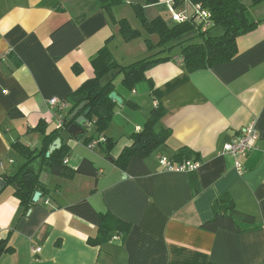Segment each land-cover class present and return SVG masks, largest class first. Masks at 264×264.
<instances>
[{"label":"crops","instance_id":"crops-1","mask_svg":"<svg viewBox=\"0 0 264 264\" xmlns=\"http://www.w3.org/2000/svg\"><path fill=\"white\" fill-rule=\"evenodd\" d=\"M95 1L0 0V161L7 178L26 163L13 144L20 141L31 151H41L57 125L50 101H65L94 78L92 60L101 49L109 48L122 66L158 52L148 50L147 34L132 21V4L140 0H125L114 10L116 19L129 20L143 33L129 43L106 13L90 10ZM170 1L147 6V19L162 17L158 6L164 3L168 11ZM253 16L262 24L238 39V53L229 61L188 72L178 49L170 54L176 59L155 66L133 89L123 84V74L116 76L113 84L122 104L117 103L112 121L99 136L115 142L111 157L99 145L88 147L86 139L98 136L95 126L89 124L88 133L78 138L60 129L67 166L77 169L88 159L98 176H56L40 157L30 169L50 195H41L38 205L26 210L12 186L2 188L0 239L9 237L14 251L3 255L0 264H264V4ZM71 19L79 23L84 41L55 62L48 52L51 36ZM75 65L82 69L79 74ZM110 79L106 76L103 83ZM157 104L167 110L158 129L171 130V137L148 156L133 158L123 170L115 159L132 146V136L143 130ZM13 109L22 115L11 118ZM252 122L258 141L240 172L235 159L221 152ZM41 124L44 132L39 131ZM182 147L199 154L201 166L194 176L166 171L159 161L160 156L171 159ZM221 197H230L238 210L255 216L256 223L241 224L246 230L242 234L203 231L201 225L214 217ZM83 199L96 211L131 224L123 245L89 243L98 227L67 209ZM37 247L41 252L33 253Z\"/></svg>","mask_w":264,"mask_h":264},{"label":"trees","instance_id":"trees-1","mask_svg":"<svg viewBox=\"0 0 264 264\" xmlns=\"http://www.w3.org/2000/svg\"><path fill=\"white\" fill-rule=\"evenodd\" d=\"M159 1L140 0V2L132 4L135 16L140 21L142 30L147 34L146 46L148 50L152 52L157 50L158 52L128 66H122L109 48L104 47L101 49L92 60L94 78L86 81L65 99V102L70 104V109L65 117L63 131L72 135L70 128L76 125L77 119L89 109L88 124L95 126L98 133V136L86 139V142L90 144L98 139L100 135H103L114 117L117 102L110 99V94L115 92L113 81L116 76L123 74V84L126 88L133 89L137 84L146 80V73L155 66L164 61L176 59L175 56L170 55L176 48L181 50L179 58L188 72L211 68L234 58L238 53V39L255 31L263 22L254 18L253 10L263 5L264 0H188L187 10L190 20L173 24H168L162 17H158L153 21L148 20L145 8L156 5ZM171 1L176 7L185 2V0ZM124 2L125 0H96L90 6V10H102L106 13L111 23L119 26V33L123 40L129 43L141 38L143 33L135 29L129 20L116 19L114 10L116 7L123 5ZM197 6L211 14L208 22H199L196 19L194 9ZM51 37L48 52L55 62L62 60L84 41L79 23L75 19L67 21ZM153 37H157L158 41L155 42ZM73 69L77 74L82 70L79 65H75ZM108 75H111L112 79L104 84L103 79ZM82 104H85L84 109L77 117L70 118L72 113ZM166 114L167 110L163 106L158 104L155 106L143 130L132 136V146L126 148L115 159V163L120 168L125 170L133 158L146 157L158 147L166 144L172 135L171 130L167 128L158 129L160 121ZM21 115L22 113L18 109L9 112L11 118ZM43 126L41 124L39 127L40 132L45 131V126ZM88 127L85 129L86 133H88ZM62 130L56 129L51 134L46 135L43 148L39 152L29 150L20 141L13 144V148L24 155L26 163L15 175H9L5 183L14 188L16 198L19 199L26 210L39 204V202H34V196L37 192H40L42 197L50 195V192L40 181L38 174L30 169V164L37 158L41 157L44 165L48 166L51 173L56 176L67 178L76 175L98 176V169L88 159H84L77 169L69 168L65 163V160L68 159L65 145L48 155L50 145L60 138ZM105 139L103 144L98 145L102 147L101 151L107 157H111L115 142L106 137ZM171 161L178 165L187 161L201 163L199 154L188 147H182L177 154L171 157ZM190 174L194 176L196 173ZM4 176V174H1L0 180H3ZM193 187L195 193H198L199 189L196 182H193ZM67 209L72 214L98 227L97 235L89 239L92 246H103L112 241L123 245L131 233V224L123 222L110 212L100 213L96 211L87 199L76 202ZM255 223V216L238 210L230 197H221L216 201L214 217L202 224L200 228L209 233L224 230L234 234H242L246 230L241 227V224L254 225ZM13 251L14 248L9 243V237L0 239V259L3 255L10 254Z\"/></svg>","mask_w":264,"mask_h":264},{"label":"built area","instance_id":"built-area-1","mask_svg":"<svg viewBox=\"0 0 264 264\" xmlns=\"http://www.w3.org/2000/svg\"><path fill=\"white\" fill-rule=\"evenodd\" d=\"M185 7L178 9L174 5L172 1L167 4L168 11L171 14V22L172 23H183L190 20V15L187 10L188 0H185L183 3ZM195 17L199 22H208L211 18V14L208 11L203 10L200 6L195 7ZM50 108L55 110V119L57 122L56 129L60 130L64 128L65 117L67 104L65 101H60L57 98H54L50 101ZM105 137H100L94 141H92L88 147L90 149H94L98 144L103 143L105 141ZM258 141V130L255 122L250 123L239 131V134L234 138L233 141L225 144L222 149L223 155H229L235 159L236 167L240 172H243V161L248 155L255 149ZM159 161L166 171H176V172H188L194 173L200 168V162L187 161L183 164H174L171 159L166 156H160ZM65 163L67 161L65 160ZM4 167V163L0 161V175L2 174V169ZM48 202L46 201V204ZM42 248L37 247L33 248V253H40Z\"/></svg>","mask_w":264,"mask_h":264},{"label":"water","instance_id":"water-1","mask_svg":"<svg viewBox=\"0 0 264 264\" xmlns=\"http://www.w3.org/2000/svg\"><path fill=\"white\" fill-rule=\"evenodd\" d=\"M110 99H112L113 101L117 102L118 104H122V98L116 93V92H112L110 94ZM85 104L80 105L70 116V118H75L77 117V115L84 109ZM90 113V110L87 109L85 111V113L80 116L77 121H76V125L72 126L70 128V133L78 138V136L84 134L86 132V128L89 126L88 121H87V116ZM61 139L58 138L57 140H55L52 144V146L50 147L49 150V154H52L53 152H55L56 150H59L61 148ZM7 179V176L3 177V180H0V192L2 190V188L5 187L6 183L5 180ZM41 197V193L37 192L34 196V201L37 202L39 200V198Z\"/></svg>","mask_w":264,"mask_h":264},{"label":"rangeland","instance_id":"rangeland-1","mask_svg":"<svg viewBox=\"0 0 264 264\" xmlns=\"http://www.w3.org/2000/svg\"><path fill=\"white\" fill-rule=\"evenodd\" d=\"M185 7V4H182L181 6H179L178 7V9H181V10H183L182 8H184ZM127 8H129V7H127ZM158 9H160V11H161V14H162V17H164L165 19H167V20H169V21H171V14H170V12L169 11H167V9L165 8V4L164 3H161L160 4V6H158ZM132 10H133V8H132ZM135 14V13H134ZM132 21L136 24V26L138 27V28H142L141 27V24H140V21L136 18H134V19H132ZM176 50L178 51V49L176 48Z\"/></svg>","mask_w":264,"mask_h":264},{"label":"bare ground","instance_id":"bare-ground-1","mask_svg":"<svg viewBox=\"0 0 264 264\" xmlns=\"http://www.w3.org/2000/svg\"><path fill=\"white\" fill-rule=\"evenodd\" d=\"M89 145V144H88Z\"/></svg>","mask_w":264,"mask_h":264}]
</instances>
